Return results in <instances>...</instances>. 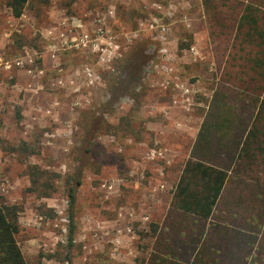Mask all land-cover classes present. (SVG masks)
<instances>
[{"label":"rangeland","instance_id":"374dc122","mask_svg":"<svg viewBox=\"0 0 264 264\" xmlns=\"http://www.w3.org/2000/svg\"><path fill=\"white\" fill-rule=\"evenodd\" d=\"M5 4L0 201L14 208L26 264H146L185 160L175 147L191 144L184 130L225 117L236 139L253 118L252 96L228 78L240 69L226 64L239 7L28 0L15 25ZM214 145L204 157L225 167L231 152ZM155 147L166 149L164 160Z\"/></svg>","mask_w":264,"mask_h":264},{"label":"trees","instance_id":"16d2710c","mask_svg":"<svg viewBox=\"0 0 264 264\" xmlns=\"http://www.w3.org/2000/svg\"><path fill=\"white\" fill-rule=\"evenodd\" d=\"M5 1L14 18L27 3ZM216 2L239 7L226 64L240 72L228 78L252 96L255 112L225 167L194 157L185 162L146 264H177L178 258L185 264H247L248 258V264H264V0H203L206 13ZM79 184L69 190L71 206ZM70 225L71 246L72 217ZM17 233L14 208L0 201V264H26Z\"/></svg>","mask_w":264,"mask_h":264},{"label":"crops","instance_id":"0c3cea01","mask_svg":"<svg viewBox=\"0 0 264 264\" xmlns=\"http://www.w3.org/2000/svg\"><path fill=\"white\" fill-rule=\"evenodd\" d=\"M27 2H28V0H27ZM5 8L7 10L6 9L5 10L2 9V10L8 14H9V12H7V11H10V14H11V10L6 6V4H5ZM23 12H24V9H23ZM23 15H24V13H22L21 16H23ZM19 18H14L11 14L10 19H9V17L7 19V23L13 22V23H16L15 25H18V23L16 21H18ZM25 26H26V23H25ZM24 60H26V59H24L23 56L14 59L13 60L14 68L17 69V66L20 65L21 62ZM9 63L10 62H5V64H9ZM6 71H8V70H6ZM209 121H211V119H209L207 117H203V118H201V121L198 119V122L196 124L197 126H195L193 130H184L185 131L184 133L187 134V135H184V137L185 136L188 137V135L190 136L189 139L191 141V144L188 148L185 149L184 147H182L180 145H177L175 147V149L178 151L176 153V155H180V157H185V160L183 162V165L181 166V169H179L178 173L176 174V178L174 179V183L171 184L172 193H173L175 186L178 182L179 176L181 174V170L183 169V166L188 159L194 157V158H197L199 160L204 161L205 163L217 165V164L213 163L212 161L205 159V157H204L206 154H209V152H212L213 148H216L214 145V142H217L218 152H236L235 147H236V144H237L239 138L242 136V139H243V136L245 135V130H247V128L249 127L248 126L244 129V131L239 136V138L237 137L236 139H234L235 136H232L234 138L227 136L228 134H231L232 131H231V128L228 127L226 123L224 124V122H222L220 125H216L215 123H209ZM234 132H236V131H234ZM216 135L218 137L217 139L215 138ZM163 139L166 140V138H163ZM215 139H216V141H215ZM182 141H183V138H182ZM230 143H233V148H231ZM149 152H153L152 156L159 158V160L165 159L166 149H161L159 147H155V148H152V150H149ZM183 152H186V153H183ZM217 166H219V165H217ZM156 172L163 175V171L160 169H157ZM158 183H157V185H158ZM164 186L167 187L166 184H164ZM168 187H169V185H168ZM172 193L170 195L171 198H172ZM170 201H171V199L169 200V202ZM164 217H166V213H165ZM164 217H163V219H164ZM160 232H161V230L159 228L156 231H152V233L149 235L152 240L150 242L149 249L145 253L146 254L145 263H147L151 253L153 252L154 243H155L156 238ZM180 235H182V230L180 231ZM175 262L177 264H185L184 260L181 258L175 259Z\"/></svg>","mask_w":264,"mask_h":264}]
</instances>
